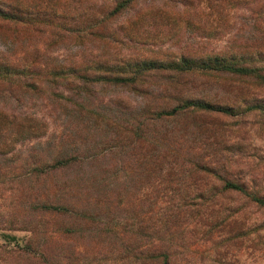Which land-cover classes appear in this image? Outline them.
Segmentation results:
<instances>
[{"label": "rangeland", "instance_id": "rangeland-1", "mask_svg": "<svg viewBox=\"0 0 264 264\" xmlns=\"http://www.w3.org/2000/svg\"><path fill=\"white\" fill-rule=\"evenodd\" d=\"M3 1L16 3L23 21L0 22V57L27 65V79L37 80L35 90L14 84L10 95L0 96L1 110L26 118L23 123L33 127L30 136L0 153V264H144L148 241L137 228L150 220V209L140 180L129 177L125 187L118 182L114 191L124 193V205L107 202L90 222L34 209V197L42 195L43 185L59 184L79 173L62 169L44 175L31 167L66 151L108 162L127 158L129 153L115 154L126 135L124 127L143 106L144 91L164 79L149 77L134 89L68 80L65 75L37 78L34 73L56 66L78 71L90 66L88 75L100 76L106 69L140 62L166 65L260 51L264 0H130L119 11L115 2L121 0H0V4ZM98 64L103 69H95ZM185 80L183 88L193 98L240 106L231 117L179 119L175 128L189 127L181 136L185 147L199 146L208 136L210 147L219 153L220 173L264 197V126L250 110L254 98L264 97V89L246 78L224 75L196 74ZM68 83L77 89H66ZM199 123L213 130L199 129ZM13 124L17 129L19 122ZM224 200L229 213L218 220L187 218L178 225L169 240L171 264H264V208L252 207L241 197ZM117 231L124 233L123 240Z\"/></svg>", "mask_w": 264, "mask_h": 264}, {"label": "trees", "instance_id": "trees-1", "mask_svg": "<svg viewBox=\"0 0 264 264\" xmlns=\"http://www.w3.org/2000/svg\"><path fill=\"white\" fill-rule=\"evenodd\" d=\"M3 2L0 4V22L14 25L22 22V17L15 10L17 4ZM129 2L130 0L116 1L115 10L126 8ZM32 20L34 19L29 20L30 24L34 22ZM249 51H239L231 56L215 57L208 61L183 60L166 65L134 63L124 69H106L107 73L100 76L88 75L86 70L92 69L88 68L90 66L82 71L56 66L48 71L33 72L37 78L49 79L65 75L68 80L80 78L114 86H131L134 89L142 86L149 77L158 76L164 80L160 83L163 86L161 89L157 88L158 84L153 86L155 89L152 87L151 90L144 91L143 106L134 114L133 122L124 127L126 135L115 154L129 153L127 158H115L113 162H108L93 155L87 157L86 154L66 151L50 161H41L32 166L31 171L46 175L62 169L76 170L79 176H73L59 184L43 185V191L40 192L43 196L36 194L32 207L40 211L68 213L91 222L105 203L124 205V193L114 191L118 182L125 187L129 177L140 180L145 186L147 194L144 199L150 209V220L144 227L140 224L137 228L140 234L144 232L148 241L144 264H171L172 248L169 240L178 225H183L187 218L198 221L202 218L218 220L225 212L229 213L224 199L241 197L252 207L264 208V197L249 191L245 183L220 173V160L217 158L219 153L210 147L208 136L202 139L199 146L185 147L181 136L189 133L188 125L175 128L182 118L196 115L231 117L234 115L233 109L240 107L213 105L204 97H191L183 88L188 76L197 74L246 78L255 87L264 89V49ZM102 66L98 64L94 68L100 70L103 69ZM28 70L29 67L25 64L0 57V96L10 95L14 84L25 91L35 90L33 83L37 79H27L30 76ZM91 72L93 74L94 71ZM65 86L72 92L77 89L72 83ZM253 100L255 105H251L250 110L264 126V97ZM25 121L27 122L26 118L0 109V153H5L11 144L31 135L33 127L23 123ZM173 121L175 123L170 124ZM15 122H19L17 129L13 128ZM204 125L199 123L198 128H204L209 133L213 130L211 125ZM175 132H179L180 136L176 137ZM123 232L117 231L116 236L123 240ZM131 233L135 235L134 231ZM136 239L137 236L134 240Z\"/></svg>", "mask_w": 264, "mask_h": 264}]
</instances>
